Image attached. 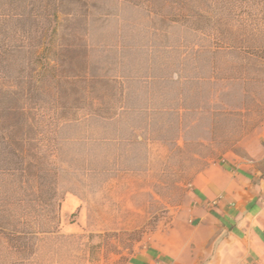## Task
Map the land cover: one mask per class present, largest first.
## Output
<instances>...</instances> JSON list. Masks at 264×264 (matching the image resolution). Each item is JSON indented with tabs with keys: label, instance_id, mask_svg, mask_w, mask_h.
<instances>
[{
	"label": "rangeland",
	"instance_id": "rangeland-1",
	"mask_svg": "<svg viewBox=\"0 0 264 264\" xmlns=\"http://www.w3.org/2000/svg\"><path fill=\"white\" fill-rule=\"evenodd\" d=\"M167 1L155 15L87 0L88 67L113 82V95L101 116L82 109L60 122L49 151L58 226L33 223L35 249L24 260L1 242L0 264H126L170 223L199 172L264 134L263 60L244 62L245 51L226 42L219 49L192 30L191 1ZM242 46L264 50V34Z\"/></svg>",
	"mask_w": 264,
	"mask_h": 264
},
{
	"label": "trees",
	"instance_id": "trees-1",
	"mask_svg": "<svg viewBox=\"0 0 264 264\" xmlns=\"http://www.w3.org/2000/svg\"><path fill=\"white\" fill-rule=\"evenodd\" d=\"M124 1L161 13L160 0ZM185 1L193 31L212 36L219 49L226 42L244 50V62H264V50L242 46L264 34V0ZM237 9L238 31H230ZM89 13L87 0H0V243L19 259L34 253L33 223H59L58 174L49 157L58 125L77 121L82 109L101 116L113 95V82L88 67Z\"/></svg>",
	"mask_w": 264,
	"mask_h": 264
},
{
	"label": "crops",
	"instance_id": "crops-1",
	"mask_svg": "<svg viewBox=\"0 0 264 264\" xmlns=\"http://www.w3.org/2000/svg\"><path fill=\"white\" fill-rule=\"evenodd\" d=\"M126 264H264V134L199 172Z\"/></svg>",
	"mask_w": 264,
	"mask_h": 264
}]
</instances>
